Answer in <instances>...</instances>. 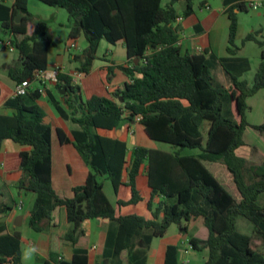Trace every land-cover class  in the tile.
<instances>
[{
    "label": "trees",
    "instance_id": "obj_1",
    "mask_svg": "<svg viewBox=\"0 0 264 264\" xmlns=\"http://www.w3.org/2000/svg\"><path fill=\"white\" fill-rule=\"evenodd\" d=\"M65 8L74 24L70 38L82 34L88 41L83 53L75 56L80 61L78 71L84 73L81 85H74L68 73H61L56 88L62 102L48 90L50 102L59 114L78 124L73 140L66 138L62 128L45 122L46 111L37 103L44 95L40 89L26 95H15L5 103L11 114L0 113V150L5 140L28 146L10 154L6 170H20L24 177L19 187L35 194L29 213V225L42 232L53 219L58 206H66L72 224L64 240L74 246L85 234L87 219L104 218L118 223L114 259L110 264H124L127 255L133 264L132 241L144 229L157 237L164 236L173 224L202 217L209 236H191L189 241L196 251L209 249L203 264H264V253L254 246L253 238L237 226L240 216L246 217L264 235V160L251 163L237 154L245 145L244 134L251 126L264 132V124L254 125L247 120L251 109L248 98L264 89L263 29L249 33L244 43L256 41L261 47V63L252 85L241 74L250 69L248 58L240 57L236 45L239 26L237 9L246 10L247 1L228 8L230 18L228 57L182 53L179 28L181 17L194 13L193 0L186 1L180 15L175 5L182 0H41ZM202 1L201 7L205 6ZM230 2H226L229 4ZM29 0H16L11 18H1L4 29L14 34L13 46L19 50L21 67H11L10 77L21 82L36 70L49 67V49L54 40L48 38L46 20L35 22L29 34L31 13ZM0 10L8 16L10 8L2 4ZM1 12V11H0ZM21 15L20 22L16 16ZM116 44L124 41L127 62L120 64L128 80L122 88L110 91L97 72H93L102 40ZM209 58L222 63L230 76L229 87L217 88ZM60 88H66L64 94ZM228 103V112L225 104ZM144 125L146 134L154 140L171 145V150L136 145L128 163V144L119 138L103 135L99 130H116L126 123L129 128L136 118ZM209 123L205 131V125ZM59 142H73L90 167L84 184L73 187L72 196H61L53 183V138ZM198 150V153H193ZM222 165L231 174L239 193L236 197L216 175L212 164ZM128 180H124V169ZM150 191L142 187L143 171ZM101 177L111 180L116 202L112 203ZM161 200L156 202V199ZM145 203L150 217L140 214L135 207ZM12 206L0 202V213ZM182 229L188 232L187 226ZM179 245H168L165 264L179 262ZM88 253L76 250L73 260L50 253L45 264H88ZM23 263L22 234L10 233L0 223V264Z\"/></svg>",
    "mask_w": 264,
    "mask_h": 264
},
{
    "label": "crops",
    "instance_id": "obj_2",
    "mask_svg": "<svg viewBox=\"0 0 264 264\" xmlns=\"http://www.w3.org/2000/svg\"><path fill=\"white\" fill-rule=\"evenodd\" d=\"M1 1H2V4L10 8V11L7 16L5 12L0 10L1 11L0 17L7 18V19L11 18L12 8L16 0H1ZM33 1L34 0H29V4H28L29 11L31 13V21L29 23V34H32L34 32L35 22L39 20V19L35 20L34 18L35 16L31 12V9H30L31 5L35 4V2ZM193 1L195 5L194 13H192L191 15L187 17L181 16L175 23V26H178L180 30L179 31L180 37H179L178 44L181 47L182 53H186V52L204 53L207 51L208 54L210 55L215 54L218 60L219 58L228 56V51H227L228 45H225V44H228L229 42L230 23H231L229 14H228V8L232 4L239 3L241 1L246 2L247 0H222L223 6L217 9L213 8L209 0H206L207 3L203 7H201V3L204 0H193ZM226 2L227 3L230 2V3L226 4ZM245 8L246 10H248V7H245ZM236 11L239 17V13L241 11L239 9H237ZM180 15H182V13H180ZM0 28H1V31H3L6 35L5 36L6 41L8 40L13 41L14 34L12 33V31L4 29L1 21H0ZM253 28H255V29H252L253 32H255L254 30H256V27H253ZM240 29H241V24L239 21L236 39L239 36L240 37L245 36L244 35L245 32L242 30L240 33ZM260 29H264V25H261ZM55 32L56 31L49 25V33L47 37L52 39V37L50 36V33H51L55 36V42H57L61 40V37L57 36ZM81 37L82 35L76 39L70 38V42L75 43V45H77L79 44V40L81 39ZM119 42H123L124 46L126 47L124 41H119ZM2 46L5 49H8L10 47L9 45H5V44H2ZM52 46L50 47L49 54H48L49 66H52L55 63H60L66 67L65 55L61 53L53 52ZM87 46L82 47L81 52H77L73 54L71 58L76 60L75 56L81 55ZM4 48L0 49V59L1 60L4 59V58H1L2 53L5 50ZM224 48H226V53L224 52L225 50ZM108 56H110V54H107L103 57V60L105 61V63L99 66L95 65V62H96L95 60L92 71L97 72L98 76L102 80L105 87H107L110 91H114L118 88H122L125 82L128 80V77L125 75L123 70L119 67L120 64L126 63L128 58L126 55V58L115 61L114 55H112L111 57H108ZM237 56H239V51H238ZM244 57L248 58L246 56ZM69 61H70V57H69ZM71 64H73V62L70 63V66L71 67L75 66ZM250 64H251V61H250ZM76 65L78 66L79 64H76ZM11 67H13V64L9 60L4 65L6 73L9 77H10L9 70ZM68 73L72 74L73 70L68 71ZM222 75L227 84L226 86L229 87L231 80L229 79V77L227 76L225 72H223ZM3 76L4 75L0 73V93H1V86H4V82L2 81ZM83 77H84V73L82 74L81 78L77 81L76 83L77 85H81V80ZM11 80L13 84L10 85V88L8 91L9 95H7V97L5 98H0V113L11 114L14 112L13 109L5 107L6 101L15 96V86L17 82L14 81L12 78ZM48 90H51L62 102L65 101L64 97L59 96L57 92L58 89L56 88V84H50L46 88V90L44 91V95L37 101L39 105H41L40 102L43 103V105L41 106L46 111L45 122L48 124H51L55 128L56 127L62 128L66 134V138L73 140V130L78 129L79 126L73 121L66 119L68 122L70 121L72 122V125L70 126L71 130L70 131L66 130L61 124V121L58 119L57 114L54 111V109L50 106L46 107L44 105V103L48 104L50 102ZM208 127H209V123L206 124V129H208ZM139 128H141L145 132L144 125L141 124L140 122H136L132 124L129 128L126 127V123L122 124L115 131L114 130L112 131L99 130V132L103 135L110 136L113 138H119L121 140H124L128 144L129 152L127 155L128 163L126 164V167L130 165L129 162L131 158L132 148L136 145H141V144H138V141L135 137ZM251 131H257V129L251 126L247 127L245 134H244L245 145L241 146L237 150V154L246 158L251 163L260 164L264 160V138L257 136L256 134H254L255 132H251ZM55 135L57 137L56 133L54 134V136ZM58 144H59V149H58V153L56 156L55 149H54V138H53V183H54V187L56 191L61 196L69 197V196H72L73 187L85 183L88 173L90 171V167L86 164V162L82 158L81 154L79 153V151L77 150L73 142H59L58 140ZM29 149L30 148L28 146L20 145L12 141L11 139L5 140L2 144V147L0 150V170H1L0 190L3 189L4 191L7 192V194L14 200V205H11L12 210L10 212L6 214L0 213V223H4L7 226V229L10 233H14L15 231L21 232L22 249H23V245L27 244L29 247H31L35 251L36 253L35 263L36 264H45V262L48 259H50L51 252L58 253L59 258H63L64 260H67V261H72L76 250L87 251L88 258H89L88 264H110L112 260L114 259L115 241H116L118 229H119L118 223L115 221H112L110 219H104V218L85 220L83 223L85 234L81 237V239L76 244V246L66 242L63 239L64 236L69 232V230L72 227V224L68 220V213H67L66 206L56 207V209L53 212V219L49 224L46 225V229L44 231L42 232L36 231L32 229L30 226H29L30 228H26L29 222V216H30L29 213H30V209L32 207L33 201L35 199V194L32 192H26L19 187V182L24 177V174L22 171L10 170V169L6 170L5 165L11 160V158L9 157L10 154L17 153L22 150H29ZM198 152H193V153H198ZM58 161H59V165H58V171H57L56 164L58 163ZM212 166H214L218 170L215 173L219 177L221 182L233 194H235L237 198L240 199L239 193L237 192L234 182L232 180V176L226 170V168L222 165H217L215 163L212 164ZM145 172L146 171L144 170L143 171L144 176H142V187L147 192H149L150 187L147 185V179L145 177ZM123 177H124V180H128L127 168L124 169ZM103 183H104V189L110 201L112 203H115L116 194H115L114 188L110 187V191H113L112 192L113 197H112L106 189L107 188L106 181H104ZM159 200H161V197H158L156 199V202H158ZM263 202H264V199H263ZM135 209L140 214H143L148 217L152 216L151 212L147 209L145 203H141L140 205L136 206ZM237 226H238V229L242 233L250 235L253 238L254 246L264 253L263 233L258 231L256 226L246 217H244V219H240L238 217ZM169 229L167 233L161 237L162 239H166ZM203 230H204V237H200V238L206 239L209 236V230L207 227L203 228ZM150 233L151 232L144 231L140 236H137L139 245L144 246L146 244L147 237L149 238L151 235ZM185 234H186V239L185 241H182V243L164 241V242H161L156 248L151 247L148 253L144 256L145 257L144 259L147 260L148 264H165L168 245L175 244V245L180 246L179 254H178L179 262L182 264H187L190 261L189 256L191 255L192 251L193 250L196 251L191 245L189 238L191 236H197V235H190L189 228H188V232H186ZM203 251L206 252V256L204 259V262H205L209 257V249L206 248ZM24 255L25 253L23 251V263L22 264L26 263V259ZM123 259H124V264H130L127 258V255L125 253L123 255ZM132 259H133V264H137L134 253H133ZM5 264H13V263H5ZM51 264H56V263L52 262Z\"/></svg>",
    "mask_w": 264,
    "mask_h": 264
},
{
    "label": "rangeland",
    "instance_id": "obj_3",
    "mask_svg": "<svg viewBox=\"0 0 264 264\" xmlns=\"http://www.w3.org/2000/svg\"><path fill=\"white\" fill-rule=\"evenodd\" d=\"M213 8L217 9L223 6L222 0H209ZM35 4L31 5V12L34 14L35 20H46L49 22V25L56 31V35L61 37V40L55 42V36L50 33V36L54 40L55 44H53L52 49L55 53H61L65 55L66 58V68L67 71L73 70V72H76L78 69V66L76 64H80V61L74 60L71 57L73 54L77 52H81V48L88 45L87 38L84 34H82L81 39L79 40V44L76 46L70 47V31L74 24V20L70 17L68 11L65 8L62 7H54L51 5H48L44 3L41 0H34ZM186 7V1L182 0L176 3V8L180 13H183L184 9ZM248 10H240L239 13V21L241 24L240 33L243 30L245 33L243 37H238L236 39V45L240 47L239 50V56L241 57H248L251 61L250 69L243 72L241 74V78L246 79L250 85L254 82V76L257 72L260 61H261V51L262 47L256 42V41H248L244 43L245 37L253 32L252 29H255L253 27H256L257 31L260 29L261 25H264V6L260 7L259 9L255 10L253 9L249 4L247 5ZM2 28V27H1ZM0 28V41H6V35L3 31H1ZM260 39H264V29L263 33L259 35ZM225 45H229L225 44ZM4 48L2 44L0 43V49ZM5 49V48H4ZM224 52L226 53V48H224ZM126 47L124 46L123 42H118L116 44L108 42L106 39H104L99 47L98 50V58L96 59L95 65L99 66L105 63L103 60V57L107 54H110L111 57L114 55L115 61L121 60L126 58ZM70 57V61H69ZM228 57V56H226ZM3 60L0 59V73L4 76L2 77V81L4 82V86H1V93L0 98H5L7 95H9L8 91L10 88V85L13 84L11 78L7 75L6 70L4 68V65L7 61L10 60V62L13 64V67H21L22 66V60L20 57L19 51L15 47H9L8 49H5L2 53ZM224 58V57H222ZM73 62L71 65H75L73 67L70 66V63ZM220 62V61H219ZM218 61H215L213 58H209L208 65L212 71V73L215 76V86L217 88H225L227 87L225 79L223 77V72L227 74L225 71L222 63H219ZM227 76L230 79V76L227 74ZM48 102V101H47ZM248 103L251 105V110L247 113V120L251 122L252 124L260 125L264 124V89L257 92L255 95L248 98ZM41 105L43 103L40 102ZM44 105L46 107L50 106L54 109V111L57 114L58 119L61 121V124L63 127L70 131V126L72 125V122H68L66 119H64L55 106L49 102L48 104ZM225 111L228 112V103L225 104ZM208 124V123H207ZM206 125H205V131H206ZM255 132L257 136L264 138V132L261 131H251ZM136 139L138 141V144L145 145L147 147L152 148H163V149H171V145L165 142L157 141L154 139H151L141 128L138 129L136 134ZM54 149L57 156L59 144L58 139L56 135L54 136ZM193 152H198V150H193ZM58 165L59 161L56 164V169L58 171ZM1 173V170H0ZM1 175V174H0ZM101 180L107 183V191L108 193L113 197V191H110V187L113 188L111 180L106 177H101ZM1 181V178H0ZM113 190V189H112ZM18 198V196H17ZM264 197H261L260 202H263ZM0 202H5L10 205H14V200L7 194L6 191L3 189L0 190ZM240 219H244L243 216L239 217ZM29 222L27 224L26 228L29 227ZM181 226H188L189 228V234L190 235H197L198 237H204V230L203 228H206L204 224L203 218H198L196 220H192L190 222L184 221L181 225L180 224H173L169 232L166 236V239H162L161 237L154 236L152 234V231L150 229H144L145 232H151L150 237H147L146 244L144 246L139 245L138 243V237H135L132 241V251L135 255L137 264H148L147 260L144 259L145 255L148 253L149 249L151 247L156 248L161 242L164 241H171V242H177L182 243V241H185L186 239V232L181 228ZM143 231V232H144ZM142 232V233H143ZM140 236V235H138ZM186 243V242H185ZM188 245V243H187ZM23 251L25 253V264H36V253L35 251L29 247L27 244L23 245ZM206 256L205 251H192L190 257V261L187 264H203L204 259Z\"/></svg>",
    "mask_w": 264,
    "mask_h": 264
},
{
    "label": "built area",
    "instance_id": "obj_4",
    "mask_svg": "<svg viewBox=\"0 0 264 264\" xmlns=\"http://www.w3.org/2000/svg\"><path fill=\"white\" fill-rule=\"evenodd\" d=\"M250 5L253 9L257 10L260 7L264 6V0H247V5ZM1 44L13 46V41H0ZM71 46H76L75 43H70ZM61 73H68L67 68L60 64L55 63L52 66H49L44 70H36L33 75L21 82H17L15 86V95H26L30 93L32 90L40 89L43 92L50 84H56L59 81V75ZM69 74V73H68ZM82 72L76 71L70 74L73 78V84L77 85V81L81 78ZM142 116H138L136 118V122H140Z\"/></svg>",
    "mask_w": 264,
    "mask_h": 264
},
{
    "label": "water",
    "instance_id": "obj_5",
    "mask_svg": "<svg viewBox=\"0 0 264 264\" xmlns=\"http://www.w3.org/2000/svg\"><path fill=\"white\" fill-rule=\"evenodd\" d=\"M21 19H22V16L18 15L17 18H16V21L20 22ZM59 91H60V93L64 94L66 92V88H60ZM20 219H22V218H20Z\"/></svg>",
    "mask_w": 264,
    "mask_h": 264
}]
</instances>
